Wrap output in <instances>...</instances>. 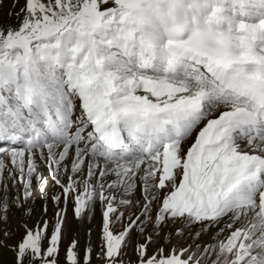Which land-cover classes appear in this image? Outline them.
I'll return each instance as SVG.
<instances>
[{
	"label": "snow or ice",
	"instance_id": "6c2138e0",
	"mask_svg": "<svg viewBox=\"0 0 264 264\" xmlns=\"http://www.w3.org/2000/svg\"><path fill=\"white\" fill-rule=\"evenodd\" d=\"M16 19L0 27L14 264H264V0H24ZM69 206L100 209L99 251L74 235L61 258ZM192 224L212 242L166 251L169 230L149 254Z\"/></svg>",
	"mask_w": 264,
	"mask_h": 264
},
{
	"label": "rangeland",
	"instance_id": "374dc122",
	"mask_svg": "<svg viewBox=\"0 0 264 264\" xmlns=\"http://www.w3.org/2000/svg\"><path fill=\"white\" fill-rule=\"evenodd\" d=\"M14 5V0H0V27L7 26L9 24H13L14 20L16 18V15L21 12V9L24 7V0H18L17 3ZM11 13V14H10ZM6 159V160H5ZM4 159V162L7 166V168H11V163L8 157ZM7 162V163H6ZM10 163V164H9ZM5 177L7 176V170L5 171ZM19 187V186H18ZM9 188H11V183L9 182ZM46 191L49 195L53 192V187L51 185V182L49 181V185L46 188ZM14 194V193H13ZM20 195H22V189L20 191ZM34 195H37V198L35 199V205H34V212H33V218L29 219L27 221L28 225L31 227L34 223V219H38L41 216L42 210H43V201L38 198V194L34 193ZM48 218L51 219L53 216V205L51 204V201L48 202ZM24 220V217L21 215L17 209L12 206L10 208V211L8 212V222L7 224L0 223V239L6 240V243L8 245H13L16 243V241L23 235L24 228L22 227V222ZM87 229L89 232H95L93 244L96 251H99L100 246V234H101V224H102V216L101 211L99 208H97L95 214L87 220ZM81 226L80 220H77L72 212L71 206L68 208L67 212V219L65 224V239L62 244L61 249V258H63L64 255V248L67 247V245L71 242L75 231L79 229ZM181 229L183 231V235H176V230ZM7 230L10 233L9 237L4 236V231ZM169 230L172 231V236L170 237V243L165 246V250L171 249L173 245H175L176 249L179 250L180 248H187L189 245H191L192 249H195L196 244L200 243H210L212 242L211 232L209 233H201V235L195 239V242H193V237L195 234L200 230L199 224H192L190 227H182L181 225H174L170 226V228H165L161 233L160 236L157 237L156 243L152 244L148 251L149 254H152L156 251L158 247L163 243V237L166 232ZM135 235L133 237V243L135 244ZM141 243L144 242L143 238L140 240ZM129 255L132 257L133 260L136 259L135 254L130 250ZM0 264H14V254L12 251L9 250L8 247H2L0 248ZM93 264H102V262L93 260Z\"/></svg>",
	"mask_w": 264,
	"mask_h": 264
},
{
	"label": "bare ground",
	"instance_id": "6f19581e",
	"mask_svg": "<svg viewBox=\"0 0 264 264\" xmlns=\"http://www.w3.org/2000/svg\"><path fill=\"white\" fill-rule=\"evenodd\" d=\"M17 23V19L15 18V20H14V23L13 24H16ZM6 160V159H5ZM7 163V162H6ZM10 164V163H9ZM45 175H47V172H46V170H45ZM89 218H87V217H85L84 219H82V220H80V222H81V226L79 227V229L77 230V231H75V233H74V235L75 236H77L78 237V239H79V242H80V245H81V247L83 248L84 246H86L88 243H89V241L91 242V244L94 246V244H93V240H94V236H96L95 235V232L93 231V232H89L88 231V227H87V220H88ZM89 233H91L90 235H89Z\"/></svg>",
	"mask_w": 264,
	"mask_h": 264
}]
</instances>
